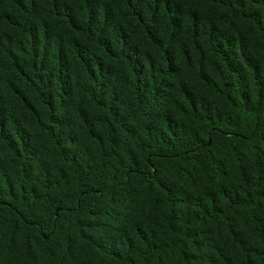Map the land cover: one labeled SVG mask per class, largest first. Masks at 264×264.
Segmentation results:
<instances>
[{
    "label": "trees",
    "instance_id": "obj_1",
    "mask_svg": "<svg viewBox=\"0 0 264 264\" xmlns=\"http://www.w3.org/2000/svg\"><path fill=\"white\" fill-rule=\"evenodd\" d=\"M0 264H264V0H0Z\"/></svg>",
    "mask_w": 264,
    "mask_h": 264
}]
</instances>
